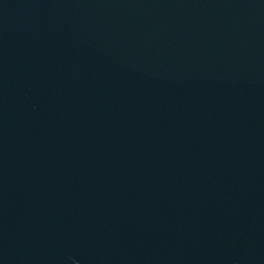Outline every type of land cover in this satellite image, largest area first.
<instances>
[{"label": "water", "instance_id": "95a60500", "mask_svg": "<svg viewBox=\"0 0 264 264\" xmlns=\"http://www.w3.org/2000/svg\"><path fill=\"white\" fill-rule=\"evenodd\" d=\"M0 264H264V0H0Z\"/></svg>", "mask_w": 264, "mask_h": 264}]
</instances>
